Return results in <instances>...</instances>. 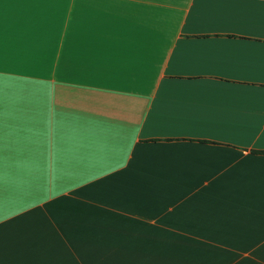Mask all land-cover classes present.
<instances>
[{
  "label": "crops",
  "instance_id": "obj_1",
  "mask_svg": "<svg viewBox=\"0 0 264 264\" xmlns=\"http://www.w3.org/2000/svg\"><path fill=\"white\" fill-rule=\"evenodd\" d=\"M0 264H264V0H0Z\"/></svg>",
  "mask_w": 264,
  "mask_h": 264
}]
</instances>
